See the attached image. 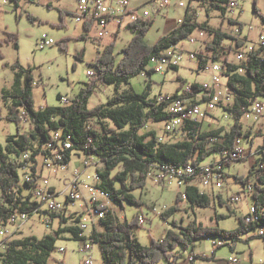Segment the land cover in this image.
I'll use <instances>...</instances> for the list:
<instances>
[{
  "label": "trees",
  "instance_id": "1",
  "mask_svg": "<svg viewBox=\"0 0 264 264\" xmlns=\"http://www.w3.org/2000/svg\"><path fill=\"white\" fill-rule=\"evenodd\" d=\"M8 1L13 4L14 11H17L24 0ZM198 1L209 3L214 9L223 12L230 3V0ZM257 9L255 6L256 12H258ZM61 13L59 27L64 26L65 14L63 11ZM208 23V21L199 23L196 11H193L192 15H188L169 34L160 37L154 45L146 41V36L153 24L151 17L129 24L127 29L132 31L134 36L128 45L120 50L122 56L117 57L115 43L106 46L91 65L96 69V74L92 80L84 84L77 97L67 105L36 109L31 70H26L15 63L12 66L15 71L13 90L10 94L4 92V96L12 100L6 119L20 125L23 122L21 114L25 110L33 129L30 134L18 132L15 136L11 135L7 139L6 148L0 145V228H3L15 213L27 212L28 215H33L37 207L35 202H31L34 186L32 183H23L21 179L19 169L24 167L21 159L25 153H28L29 162L34 163L32 171L35 172L42 156L50 153L47 146L52 141L54 132L62 133L64 139L71 137L73 148L65 154L67 163L71 162L72 154L75 152L101 161L103 167L97 170L99 183H101L99 188L109 194L112 203L120 209H123L124 202L138 206L143 204V201L135 197L133 192L146 187L149 181L148 173L153 166L164 164L179 169L193 164L199 167L206 165L204 161L208 157L231 151L243 136L244 114L255 101L264 98V41L258 50L248 52L243 62L235 63L228 59L227 54L232 53L236 48L244 47L242 38L221 28L214 29ZM229 23L236 24L232 19ZM83 28L85 34L79 37L81 40L86 39V35L92 31V25L85 24ZM197 29L208 31L213 37L211 43L207 45L208 53L199 54V69L204 70L208 68L211 61L221 60L222 56L224 58L223 62L227 68L224 76L227 78L228 88L235 95L233 104L225 110L231 113L234 124L229 129L220 127L203 131V123H193L182 129L180 140L160 142L158 134L154 131H146V127L151 122H164L169 119L166 113L168 102L165 100L160 102L158 100L160 96L150 98L151 95L147 90L142 94L133 90L121 93L119 87L142 74L151 58L167 56L166 49L189 39ZM6 35L5 42L14 43L19 48L17 35L11 33ZM226 39L231 41L229 47L224 45ZM68 41L69 39L60 42L62 50L67 49ZM83 54L82 50L78 58L81 59ZM177 69L174 68V70ZM101 84L115 86L117 93L106 104L90 109L89 99ZM178 91L179 88L170 97V101L178 97ZM58 98L61 100L60 95ZM3 119L0 116V121ZM214 138H218L219 141L212 142ZM261 150H264V146ZM229 165H231L230 162L227 166ZM255 176L257 183L253 200L256 208L253 210L256 215L257 209V215L253 223H246L245 218L242 217L239 219L238 227L224 230L219 226H203L195 221L187 226H179L177 221L173 220L171 225L177 227L179 232L170 229L162 240L152 239L151 245L146 247L133 232L135 227L140 226L138 217L133 223L122 222L114 211L109 210L107 216L99 220L97 224L99 228L95 227L92 231L90 240L99 244L104 264H177L180 255H176L174 251L179 246L190 247L197 240L217 238L222 240L223 244L214 246L211 256L195 255V262L190 264H196L198 261L213 262L216 251L229 245L226 241L238 243L243 235L250 232H254L255 235H251L248 240L264 239V236L258 234L259 230H264V174H257L256 165H253L249 175L235 176V179L246 186ZM195 182L197 181L190 180L189 187L186 188L187 201L192 210L196 207L208 209L213 199L207 192L197 189ZM26 190L30 191L28 196L25 194ZM219 199L224 204L221 196ZM184 201L182 194H177L175 205L163 212L161 218L168 221L180 211V205ZM93 206L97 210V204ZM51 216L60 218L62 224H67L70 219L76 224L79 222V218L74 215L65 217L54 213ZM218 218L227 219L228 217L221 215ZM78 230L76 225H70L61 227L54 234L46 235L42 239L36 236L19 239L10 237L0 248V264H49L62 233L68 231L74 235L75 239L85 240L78 237ZM234 249L235 247L231 246V250Z\"/></svg>",
  "mask_w": 264,
  "mask_h": 264
},
{
  "label": "rangeland",
  "instance_id": "2",
  "mask_svg": "<svg viewBox=\"0 0 264 264\" xmlns=\"http://www.w3.org/2000/svg\"><path fill=\"white\" fill-rule=\"evenodd\" d=\"M183 1L185 8L178 7L173 4L170 7L159 9L157 5L149 3L146 8L153 19L152 27L146 36V41L154 45L160 37L169 34L171 30L178 25L180 19H185L188 15H192L196 11V17L199 23L208 21L209 25L214 29L221 28L228 33H232L244 41L243 48H236L227 57L230 61H235L236 54L239 51L247 52L251 47L259 48L260 39L264 37V0H233L237 1L239 8L228 9L225 12L214 9L209 3L199 2L198 0H176ZM79 0H24L21 2L20 9L14 11V6L8 0H0V116L4 119L0 121V145L4 148L7 146V139L11 135H17L18 132L30 134L33 126L31 121L26 122L22 115L23 122L20 125L6 119L9 114V107L12 104L10 97H5V93L12 92L15 71L12 66L16 63L26 70H31L34 82L33 98L36 109L47 106L63 105L58 98L72 101L80 93L81 88L85 83L92 80L88 75L89 71L96 74V69L92 67L101 52L106 46L115 43V53L118 58L122 55L120 50H123L134 33L129 30H121L120 34L114 38L113 35L101 39H94L96 31H91L86 35V39L81 40L79 37L85 34L82 24L76 22L75 12ZM255 6L258 8L256 12ZM64 12L63 27H59L61 23V12ZM239 24L230 25V19H238ZM241 25V26H240ZM6 33L16 34L18 37L19 48L14 43H6ZM43 34H47L56 44L51 47L41 48L39 46L40 38ZM196 39L195 43H191L189 39L178 43V47L182 49L183 62L177 70L169 69L167 72L153 71L151 65L146 66V70L138 77H134L128 84H122L119 91L133 90L138 94L144 93L146 90L150 93V98L161 95L172 96L177 89L181 87V83H203L211 80V69L206 68L200 70L199 54L205 55L207 48L204 50V43H207L212 37L208 31L203 37H200V30H196L192 36ZM69 39L67 49L62 50L60 42ZM224 44L229 47L230 40H225ZM83 50V56L78 58V54ZM195 53L193 59L191 54ZM167 54V51H166ZM224 58L215 61L217 64H222ZM212 62V61H211ZM153 71L149 73L148 71ZM225 83L227 79L222 77ZM117 93L115 86L101 84L96 93L89 99V108L94 109L101 104H106L108 100ZM264 103V98L260 99ZM204 129H215L225 127L229 129L234 124V119L231 113L225 111L223 107L216 108L214 112L207 116L203 121ZM244 129L241 138L242 146L246 150L255 151L259 146L264 145V130L259 133L261 127L264 126V119L258 123L251 120H243ZM253 127L252 136L254 140H248L247 131ZM164 122H151L146 127V131H154L158 135L163 133ZM99 129V127H97ZM181 139L180 133L167 138V142H176ZM83 156L75 152L72 154V162L70 164L69 173L59 172L57 174L44 170L43 176L47 179L48 185L54 187L60 195L57 201L60 202L67 215L88 214L87 210L82 208L84 203L77 201L75 203L66 202V195L63 194L65 184L70 179V173L81 168ZM221 158L220 154H215L208 157L204 164H212ZM217 159V160H216ZM257 160L256 156L245 160L244 162H233L225 168L226 182L224 189L214 191L208 190V186H202L201 191L210 194L213 199L211 206L207 208H198L194 210L185 200L180 205V211L176 212L168 221L163 220L161 214L176 203L177 194H182L183 189H179L178 185L171 184L168 186L152 184V181H147L146 187L133 192V195L142 200L141 206L132 205L124 202L123 209L112 204L110 207L116 213L119 221L132 222L136 217L144 216L145 224L134 228V235L138 240L149 247L152 239L162 240L168 230L173 229L179 232L177 227L171 225L173 220L177 221L179 226H187L190 222H196L207 227L219 226L224 230H232L239 225V219L244 217L248 210L249 214L254 215L253 207L254 200L252 195L242 193V201L240 203H229L228 200L233 194L241 193L243 184L238 183L235 176L246 177L249 175L253 163ZM40 161H42L40 159ZM97 166L92 167L89 173L93 174L103 167L102 163H96ZM19 174L23 180L25 171L19 169ZM98 175H94V183H99ZM28 196L29 190L25 191ZM219 196L223 197L224 204L220 202ZM34 199V196L31 200ZM157 208L154 212L152 209ZM47 207H43L46 211ZM90 211H97L93 204H90ZM227 216V219H219L218 216ZM69 217V216H68ZM47 220L49 224H47ZM77 225L71 219L67 224H62L60 218L52 217L50 213L33 214L29 220L25 222L18 232L12 238L19 239L23 237L36 236L43 238L46 235L54 234L58 229L66 226ZM96 226H94L95 229ZM99 227V225H98ZM97 227V228H98ZM11 231L13 227L9 228ZM91 229L86 231V236L89 235ZM255 235L250 232L241 237L240 242L226 241L229 245L216 251L215 260L213 262L198 261L196 264H233L228 260L232 256H236L241 264H264V239L248 238ZM0 236V242L2 241ZM218 240L200 239L194 242L193 246H179L174 253L180 255L177 264H190V256L206 255L211 256L214 246L213 243ZM88 241V240H87ZM84 240H77L71 232H64L59 237L56 250L52 253L49 264H85L87 256L80 251ZM231 246L235 249L232 251ZM2 248V246H0ZM93 252L91 258L93 264H104L99 244L92 245ZM59 249H63L60 252Z\"/></svg>",
  "mask_w": 264,
  "mask_h": 264
},
{
  "label": "built area",
  "instance_id": "3",
  "mask_svg": "<svg viewBox=\"0 0 264 264\" xmlns=\"http://www.w3.org/2000/svg\"><path fill=\"white\" fill-rule=\"evenodd\" d=\"M141 1L142 5L138 8L134 7V0H79L75 12V20L82 25L91 24L92 31H96L94 39H101L106 36L109 37L110 35H115L120 32L121 29L125 30L129 24L135 21L150 18L151 14L146 8L149 3L157 5L159 9L170 7L173 4L180 8L186 7L183 1L177 2L176 0ZM239 6L240 4L237 1L230 0L228 9L239 8ZM232 20H234L236 24H239V18ZM183 21V19H180L178 24H181ZM112 23H115L118 27L116 32H112L110 29V24ZM205 32V30H200V37H203ZM189 41L195 43L196 39L190 37ZM260 41L261 46L264 37H262ZM209 43H211V41L204 43V50ZM54 44H56L55 41L52 38H49L47 34H43L39 41V46L41 48H48ZM258 49L251 47L247 52L239 51L236 54L234 62H243L248 52ZM165 51H167V58H158V56L151 58L149 65L153 67V71L167 72L169 69L180 67L184 59L182 53L184 51L178 47V44L172 45ZM195 55V53L191 54L190 58L193 59ZM208 68L211 69L212 73L210 81L181 85L177 92L178 97L171 101L170 97L173 95H161L158 98L160 102L164 100L168 102L166 113L169 115V119L164 121L163 133L158 135L160 142L166 143L167 138L172 137V135H175L176 133H180L181 135L182 129L187 128L193 123H203L206 117L210 116L216 108L223 107L225 109L233 104L235 95L233 91L228 88L227 82L224 83L222 81V77L227 69L226 64L224 62L222 64L211 62ZM88 75L94 77L95 73L89 71ZM61 102L63 105H67L71 101L61 97ZM24 113L26 122L30 121L25 110ZM261 119H264V103L257 100L249 108L246 114H244L243 120H251L258 123ZM262 130H264V126L260 128L259 133ZM52 138V141L47 146L50 153L42 156V161H40L35 172L32 171L34 163L29 162L30 155L28 153L23 155L21 161L24 163L22 169L25 171V175L22 181L23 183H32L34 186L32 190L34 199L31 200V202H35L37 207L33 214L48 212L50 214L57 213L68 217L70 215L65 213L63 205L57 201V197L60 193L57 192L54 187L48 185V181L43 176L42 172L47 170L54 174L59 172L69 173L70 163L66 162L65 154L68 150L73 148V143L70 140L71 137L64 139L62 133L59 131L54 132ZM211 141L217 143L219 139L214 138ZM241 144V139H239L231 151L221 154V158L210 166L200 165L199 167H195L193 164H189L188 166L179 169L176 167H167L164 164L153 166L148 173V180H151L152 184L156 186L163 185L165 187L171 184L178 185L179 189H183L182 198L187 200L186 188L189 187L190 180L197 181V189H201L202 186H208V190H213V192L224 189L226 182L225 168L229 162H244L252 156H256V173L261 175L264 174V150H261L264 145L259 146L255 151H252L246 150ZM82 156L84 158L81 163V168L70 173V179L65 184L63 194L66 195L67 203L82 201L84 203L82 208L87 210L89 214L86 217H83L85 214L82 212L81 215L75 214L74 216L79 218V222L76 225L79 229L78 237L85 239L84 245L80 248V251L87 256L85 264H93V259L90 254L93 252L92 245L95 243L90 240L91 234L86 236V231L94 228L100 219H104L109 210L113 211L110 207L113 203L109 194L99 188L101 183H94V175H99L98 171L93 174L89 173V170L92 167L97 166L96 163H100L101 161L94 157ZM256 179L255 176V178L246 186H243L244 188L241 193L233 194L228 202L240 203L242 201V193L253 196L256 192ZM90 204H97V211H90ZM43 207H47V210L43 211ZM249 207L256 208L253 204L249 205ZM105 208L106 210H104ZM152 210L156 212L157 208L155 207ZM256 215L249 214L248 210L247 214L244 216L245 222H255ZM29 218L30 215H28L27 212H18L11 216L8 223L4 225L3 228H0V236L3 238L0 242V246L3 247L6 240L10 237L12 238V236L22 228L23 224L27 222ZM47 224H49L48 220ZM138 224L140 226L145 224L144 216L140 217ZM10 226L13 227L14 230L11 231L9 229ZM258 234L264 236V230H259ZM222 244V240H218L213 243V246ZM59 251L63 252L64 250L59 249ZM189 259L191 263L195 262V255L190 256ZM228 262L241 264V261L236 256L230 257Z\"/></svg>",
  "mask_w": 264,
  "mask_h": 264
},
{
  "label": "crops",
  "instance_id": "4",
  "mask_svg": "<svg viewBox=\"0 0 264 264\" xmlns=\"http://www.w3.org/2000/svg\"><path fill=\"white\" fill-rule=\"evenodd\" d=\"M142 5V1L141 0H134V7H138L139 8V6H141ZM184 20V19H183ZM177 27V25L174 27V28H176ZM117 25L115 24V23H112V24H110V29L112 30V32H116V30H117ZM173 28V29H174ZM172 29V30H173ZM122 30V29H121ZM120 30V31H121ZM125 30H128L127 28L125 29ZM171 30V31H172ZM94 31V30H93ZM130 31V30H129ZM120 34V32H118L117 34H115V35H113V37L114 38H116L118 35ZM209 41H211V39L209 40ZM253 128H254V126L252 127H250V129H248V131H247V137H248V140H250L251 142L254 140V138H253V136H252V130H253ZM203 131H208V130H214V129H204V124H203ZM215 129H218V128H215ZM257 158V157H256ZM217 160V159H216ZM71 162H72V159H71ZM71 162H70V164H71ZM253 165H255V163H253ZM252 165V166H253ZM202 166H207V165H202ZM194 185L195 186H197V182H195L194 183ZM221 198H222V200H224L223 199V197L221 196ZM97 227H98V225H97ZM99 228V227H98ZM94 229H91V231H90V233H89V235L92 233V231H93Z\"/></svg>",
  "mask_w": 264,
  "mask_h": 264
},
{
  "label": "bare ground",
  "instance_id": "5",
  "mask_svg": "<svg viewBox=\"0 0 264 264\" xmlns=\"http://www.w3.org/2000/svg\"><path fill=\"white\" fill-rule=\"evenodd\" d=\"M163 58H167V56H164ZM22 115H23V117L25 118V120H26V117H25V114L24 113H22L21 114V118H22ZM23 119V118H22ZM24 121V120H23ZM168 167V166H167ZM205 187H207V186H205ZM140 220V217L138 218V221Z\"/></svg>",
  "mask_w": 264,
  "mask_h": 264
}]
</instances>
